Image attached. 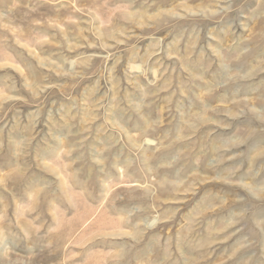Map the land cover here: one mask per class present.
Wrapping results in <instances>:
<instances>
[{"label": "rangeland", "instance_id": "1", "mask_svg": "<svg viewBox=\"0 0 264 264\" xmlns=\"http://www.w3.org/2000/svg\"><path fill=\"white\" fill-rule=\"evenodd\" d=\"M0 264H264V0H0Z\"/></svg>", "mask_w": 264, "mask_h": 264}]
</instances>
